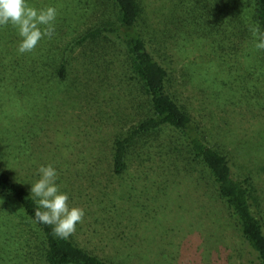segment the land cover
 <instances>
[{"label": "rangeland", "instance_id": "1", "mask_svg": "<svg viewBox=\"0 0 264 264\" xmlns=\"http://www.w3.org/2000/svg\"><path fill=\"white\" fill-rule=\"evenodd\" d=\"M26 2L56 7V18L65 16L66 23L93 16L90 10L83 17L75 14L72 0ZM144 3L154 39L150 44L170 70L173 95L207 141L226 153L234 174L251 175L264 217L263 104L253 107L242 98L248 89L237 77L243 74L238 66L219 64L211 44L195 38L193 28L183 32L179 0ZM80 52L62 88L46 92L0 84V170L31 191L40 178L38 169L53 165L69 206L85 210L71 237L106 259L126 264H256L209 174L185 153L175 132L162 130L143 142L132 152L129 168L114 173L113 141L147 115V98L117 46L103 56L90 51L92 56L85 58ZM19 230H13L16 239L0 234V264H23Z\"/></svg>", "mask_w": 264, "mask_h": 264}, {"label": "trees", "instance_id": "2", "mask_svg": "<svg viewBox=\"0 0 264 264\" xmlns=\"http://www.w3.org/2000/svg\"><path fill=\"white\" fill-rule=\"evenodd\" d=\"M72 1L79 17L85 16L88 10L93 16L66 23V17L59 15L54 21L51 39H41L32 52L19 53L18 30L11 24L0 26V84L8 82L46 92L62 88L69 80L75 54L82 50L80 54L85 58L92 56L91 52L103 56L117 46L124 54L127 70L147 98V115L115 137L111 152L114 173L122 174L129 168L132 152L143 142L157 137L162 130L175 132L183 140L185 153L209 174L239 227L250 256L256 264H264V217L253 179L249 174H234L226 153L207 141L173 95L170 70L159 61L150 44L154 39L148 31L144 0ZM179 5L184 7L183 32L193 28L195 38L198 36L211 44L213 53L221 59L219 64L238 66L243 74L237 77L248 89L242 98L251 101L253 107L262 104L264 107V50L255 47L259 40L249 30L258 26L264 32V0H179ZM0 200V234L16 239L13 230L20 229L24 237L19 240L25 250L21 255L23 264H126L91 252L71 236L67 239L54 236L51 226L35 220L37 204L31 191L4 170H0ZM25 220L28 227L24 225Z\"/></svg>", "mask_w": 264, "mask_h": 264}, {"label": "clouds", "instance_id": "3", "mask_svg": "<svg viewBox=\"0 0 264 264\" xmlns=\"http://www.w3.org/2000/svg\"><path fill=\"white\" fill-rule=\"evenodd\" d=\"M57 8L47 6L36 8L29 6L26 0H0V26L11 24L18 30L21 40L18 52H32L44 37L54 34V21ZM259 42L255 47L264 50V32L258 26L249 29ZM40 178L31 186V197L37 204L35 220L52 227L53 235L67 239L76 231V225L83 222L85 210L78 206H69V196L61 192L56 183L58 173L53 165L38 169Z\"/></svg>", "mask_w": 264, "mask_h": 264}]
</instances>
